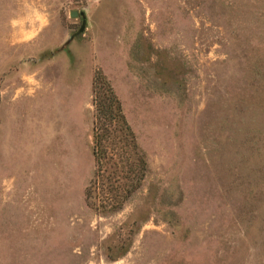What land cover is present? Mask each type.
Instances as JSON below:
<instances>
[{"label":"rangeland","instance_id":"rangeland-1","mask_svg":"<svg viewBox=\"0 0 264 264\" xmlns=\"http://www.w3.org/2000/svg\"><path fill=\"white\" fill-rule=\"evenodd\" d=\"M94 86L146 165L114 211ZM0 264H264V0H0Z\"/></svg>","mask_w":264,"mask_h":264},{"label":"trees","instance_id":"trees-1","mask_svg":"<svg viewBox=\"0 0 264 264\" xmlns=\"http://www.w3.org/2000/svg\"><path fill=\"white\" fill-rule=\"evenodd\" d=\"M106 87L109 93L108 105H105L104 102L102 103L101 100L98 99L95 86L93 91L95 119L93 122L92 131V155L96 163V177L94 176L89 185L86 186L85 198L88 203H90L89 199L91 198L92 194H96V190L98 188L97 184H103L104 181H108V174H105L104 172L108 170L110 165L106 167L103 166V160L107 158L108 162L112 159V156H114V159L112 161L113 169L111 170V173H117L118 179L120 177V179L122 178L125 180L122 184V195L114 196V198H112L111 200H113V203L115 202V204L112 203V205L109 204L108 206L109 211H114L119 209L123 204L122 201L124 202L126 200V197H129L130 194L139 187L140 181L143 179L145 173L146 165L145 160L134 140V135L124 119L119 99L113 92L111 86ZM101 118L104 120L100 123L99 119ZM112 123L115 124L114 129L120 133V136H118L119 139L117 142H115L112 136L110 143V148L112 151L110 152V154L109 148L105 146L104 142L109 138L110 135H112V133H109V129L107 128L109 127V124ZM98 126H100V132L98 130ZM120 143H122L123 147L120 146ZM117 144H119V146H117ZM132 155L135 156V159L133 160L131 158ZM100 179L101 181H99Z\"/></svg>","mask_w":264,"mask_h":264},{"label":"water","instance_id":"water-1","mask_svg":"<svg viewBox=\"0 0 264 264\" xmlns=\"http://www.w3.org/2000/svg\"><path fill=\"white\" fill-rule=\"evenodd\" d=\"M79 13L75 10L71 11V16H77ZM84 28V26H81V30Z\"/></svg>","mask_w":264,"mask_h":264}]
</instances>
